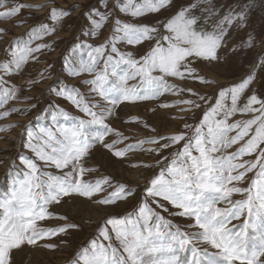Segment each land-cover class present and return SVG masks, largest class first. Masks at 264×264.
Wrapping results in <instances>:
<instances>
[{
    "label": "snow or ice",
    "instance_id": "1",
    "mask_svg": "<svg viewBox=\"0 0 264 264\" xmlns=\"http://www.w3.org/2000/svg\"><path fill=\"white\" fill-rule=\"evenodd\" d=\"M80 9L83 38L62 63L79 83L57 77L48 87L53 99L23 125L20 150L8 164L0 191V264H16L26 248L70 246L66 237L83 226L56 209L78 198L102 209L137 203L132 211L105 215L65 264H264V23L254 26L264 0L228 6L103 0L101 7L0 0V21L14 28L47 10L23 35L0 26L7 44L0 59V121L37 109L30 102L36 98L22 93L49 79L54 65L23 84L14 78L56 51L58 32ZM252 52L251 68L234 83L204 74V67ZM152 101L147 118L124 121L149 135L114 126L122 105ZM160 110L177 122L175 130L151 122ZM19 127L5 123L0 133ZM101 149L111 160L152 171L143 188L95 164Z\"/></svg>",
    "mask_w": 264,
    "mask_h": 264
},
{
    "label": "rangeland",
    "instance_id": "2",
    "mask_svg": "<svg viewBox=\"0 0 264 264\" xmlns=\"http://www.w3.org/2000/svg\"><path fill=\"white\" fill-rule=\"evenodd\" d=\"M26 3L39 4L44 3L45 0H24ZM114 3L115 0H112ZM180 3L186 2V0H178ZM221 6L234 5L236 0H218ZM56 3L64 7H70L73 4H83L86 6H97L101 7L103 0H56ZM84 9H80L78 12L73 13V15L67 19L63 30L58 32L56 39L58 43L55 45L56 51L53 53H48L41 57L40 63L30 64L26 68L25 74L14 78L16 83L23 84L24 81L29 78H35L37 75L47 66L48 63L54 65V68L51 71L50 78L42 81L37 84L31 91L25 90L22 95L35 97V100L30 101L31 103H38L37 109L29 113L26 116L22 115H13L8 120L0 121V125L5 123H19L21 127L14 128L11 131L0 133V160L4 163H0V191H3L7 187V178L6 171L8 164L16 157L19 149V140L20 132L23 130V125L28 121L32 120L35 115H37L40 110L51 100L53 99L48 93L47 89L50 85L56 84L57 77L62 80H65L69 84H78L79 78L71 79L66 76L64 69L62 67L63 55L65 51L70 48L73 42L76 39H82L80 35V30L85 26V20L80 15V12H83ZM47 10H43L40 13H36L34 19H29L28 23L23 27H13V22L11 21H0V26H7L11 29L14 35H23L29 27L36 24L39 19L45 15ZM264 14L257 13V16L254 19V26L259 30L261 23H264V20L261 19V16ZM27 18V14L25 16ZM122 19H127V17H121ZM151 22H154L155 18H150ZM148 22V21H145ZM107 33H105V36ZM12 36L8 37V40H11ZM103 41V37L100 39H92L89 42L91 43H100ZM7 46L6 42L0 41V59H3V49ZM259 49L257 48L256 51ZM255 57V52L249 53L246 57L232 58L229 57L228 63L223 66L212 65L210 67H204V74L211 78L219 81L220 84L234 83L240 79L252 65V61ZM203 67V66H202ZM259 75V73H257ZM195 86V85H190ZM258 88L261 87V84L256 85ZM207 91H212V88H208ZM156 103L152 102H142L139 104H128L122 105L119 109V113L122 119H117L113 121L114 126L126 130L128 135H149L146 130L138 128L135 124H126L125 120H128L132 115H140L145 118L148 117L146 108L150 107L151 104ZM20 107H26L25 104H19ZM155 126L160 128L164 132L175 130L177 127V122L170 120L169 114L167 111L160 110L157 112L155 117L151 121ZM137 158L147 159V157L142 156L140 153L134 154ZM95 164L103 166L105 170L111 175L115 176L116 179L126 182L130 186L139 189H142L147 179L152 175V171L133 168L128 164L120 163L114 160H111L109 154L106 150L101 149L96 153ZM137 200L134 198L130 202L121 204L118 209H102L98 205H92L84 200L76 199L75 201H70L69 204L64 205L60 208H57L56 211L68 215L70 219L75 222L82 224V230L74 231L70 237H66L70 240V246L64 247L62 251H51L41 248L31 249L26 248L23 252L15 257L16 264H65L68 257L75 251V249L80 246L82 243L94 233L96 226L102 221L105 215H108L112 212H118L123 214L128 211H132L136 205ZM93 221L92 223H87L88 220ZM61 223L59 221H52L51 224L55 225ZM53 242H58L54 240Z\"/></svg>",
    "mask_w": 264,
    "mask_h": 264
}]
</instances>
